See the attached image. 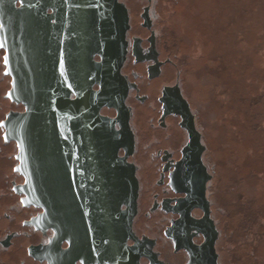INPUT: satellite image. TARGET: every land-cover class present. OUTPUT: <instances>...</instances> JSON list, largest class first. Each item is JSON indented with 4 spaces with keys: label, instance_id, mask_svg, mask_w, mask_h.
Masks as SVG:
<instances>
[{
    "label": "water",
    "instance_id": "1",
    "mask_svg": "<svg viewBox=\"0 0 264 264\" xmlns=\"http://www.w3.org/2000/svg\"><path fill=\"white\" fill-rule=\"evenodd\" d=\"M129 27L119 0H0V78L6 98L24 108L0 125L18 146L23 201L42 208V220L95 264H140L142 255L161 264L131 234L138 186L134 169L118 155L119 148H132L120 73ZM178 102L171 109L190 135L183 163L190 156L195 175L204 170L199 138L187 104ZM103 106L116 117H103Z\"/></svg>",
    "mask_w": 264,
    "mask_h": 264
},
{
    "label": "flooded vegetation",
    "instance_id": "2",
    "mask_svg": "<svg viewBox=\"0 0 264 264\" xmlns=\"http://www.w3.org/2000/svg\"><path fill=\"white\" fill-rule=\"evenodd\" d=\"M119 1L128 10L130 25L120 73L127 86L125 104L132 148H119L118 155L126 157L134 169L138 186L131 234L161 264H230L221 225L224 209L216 201L219 190L213 181L223 167L220 154L224 133L217 117H207L208 102L203 99L208 26L196 27L191 16V21L179 28L175 19L178 0ZM1 52L3 64L4 50ZM4 70L11 87V77ZM92 89L99 86L93 84ZM6 99L15 111L7 112L2 120L24 110ZM178 99L187 104L199 138L204 170L195 171V175L189 166L190 156L183 163L190 135L182 115L171 109ZM99 113L108 120L116 117L115 110L106 106ZM113 127L118 130V123ZM0 130V157L13 173V178L5 179L0 187V264H95L42 220V208L24 203L25 195L19 187L26 180L17 170L18 146L4 138L1 125ZM201 186L204 200L199 194ZM192 195H197L195 201ZM126 208L120 205L121 211ZM133 237L126 239L128 246L135 244ZM139 262L150 264L144 255Z\"/></svg>",
    "mask_w": 264,
    "mask_h": 264
},
{
    "label": "rangeland",
    "instance_id": "3",
    "mask_svg": "<svg viewBox=\"0 0 264 264\" xmlns=\"http://www.w3.org/2000/svg\"><path fill=\"white\" fill-rule=\"evenodd\" d=\"M178 2L179 28L191 16L196 27L208 26L203 99L224 133L223 167L213 181L224 209L225 256L230 264H264V0ZM7 112L0 78V121ZM12 178L0 157V187Z\"/></svg>",
    "mask_w": 264,
    "mask_h": 264
}]
</instances>
